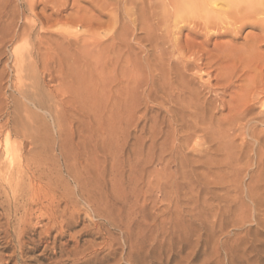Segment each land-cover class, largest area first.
Listing matches in <instances>:
<instances>
[{
    "label": "rangeland",
    "instance_id": "1",
    "mask_svg": "<svg viewBox=\"0 0 264 264\" xmlns=\"http://www.w3.org/2000/svg\"><path fill=\"white\" fill-rule=\"evenodd\" d=\"M98 1H94V0H0V110L5 111V109H6L7 110V111H5L6 114L7 113H11V114L14 113L13 114L14 116H12V119L15 120V122H16L15 126H17V124H18L19 128H22L21 130H23L24 133H26V134L29 133L27 135L28 136L27 140H25L26 138H24V137H21V138L20 137H13L14 138L13 141L16 143L19 142L18 144H20L24 141L27 142L30 139L32 140V137H34L33 140L35 141V147H36V151L34 154H36V155L39 154L36 157H41L40 159L43 160L44 166L46 165V168L48 167L47 169L52 171L51 175H49V176H51L53 179H51V177H50V179H51L50 182H52V180H53L54 184L59 183L61 185V186H59L61 188L59 190H61L62 192H63V190L64 191H68V190L74 191L76 188V184H74L75 181H73V179L71 177H69V175L66 173V171H64V167L62 168L63 165H62V162L59 161L58 156H55V155L59 154L58 153L59 147H61L62 145H64V147H68L67 150H68L69 154H70V152L72 153L70 155L72 163L77 164L79 169L83 170V166L80 163H83L84 160L88 159V163L84 162L85 163L84 167L87 168V170H86V168L84 169L85 171H87L85 173L86 175L84 174V177H85V181H84L85 186L84 187H85V189H86V187H88L91 190L92 189L91 186H94L92 191L93 192L95 191L96 193L95 192L93 193L92 191H90L87 188L91 192V194L92 193L94 194V195L92 194L93 195L92 199H94V200H96V199L100 200L101 199L100 202L102 201L101 204H99L100 202L98 200H96L97 202L93 200L94 202H96L95 203L96 206L99 205V209H97V207L95 206L96 207L95 209L98 210V213H101V215L104 213L102 215V217L100 219H98L99 217H94L93 212L90 215L92 209H90L89 206L86 203H84V201H81V203H80V200H79L78 204L79 205L81 204V206L83 207L81 209L83 211L81 209H78V206H79L78 204H76V207H77L76 210H81L82 217H81V221L79 220L81 223H79V226L76 227L70 234H73V235L76 233L78 234V232L81 233V230H82L81 228L85 229L83 231L88 232V234L86 235V233H85L86 236L85 235L83 236V238L81 240V244L82 243L84 244V242L85 243L93 242L94 245H96L95 250L100 255V258H103V257L108 255V252H109L108 250H110L109 244L114 243V245L117 248H119V249H117V255L115 257L116 259L114 258V259H111L110 261H108L107 260L108 258H107L106 262L104 261L101 264H114V262H116L115 264H130L126 261V258H127L126 252L127 251H125V250H128V249L126 246V242L124 243L125 236H124L123 231L120 228L117 229L114 227H112V228L108 227L107 223H108V220H110L109 217L112 215L108 214V210L106 212H104L105 207H103V209H102L103 211L100 209V207L102 208V206L105 203L106 208L109 209L110 211L113 210L112 211L113 215L116 214V216H114V218L115 219L118 218L117 219L118 221H119L120 217L126 216L125 217L126 219L120 218V221L123 220L126 222L127 216L130 215L128 212L131 213V211H132L131 215L138 213L137 215H139V216L135 215V217H138V218H136L137 221H139L141 219L140 223L143 226L144 225L143 222H145V221L142 220L143 219L142 216L145 213V215L143 217H147L146 219H147V221H149V224H150V226H152L153 230L151 228H149V230H151V231H149V243H148L149 245L147 244V242L145 243L146 244L145 247H147L146 249L149 250V256L146 257V255H142L141 258H143V261H141V262H143V263H141V264H219V263L220 264H224V263L225 264H227V263L228 264H255V263L256 264H264V206H263L264 202H262V201H264V191H263V195H262L263 196L262 201H261L262 203L259 204V206L262 208L260 209V207L258 206V209L255 210L252 202L250 201L248 196H246L247 186L250 184V182H249L250 176L246 175L244 173L248 170L251 171L252 169H255V167L249 166L250 164H248L247 161L245 160L246 156L244 153H246V155H249L247 152H245L243 150L245 147H242L243 149L241 148L242 150L240 149L239 152L237 150L244 143L243 140L246 138L245 137V135H246L245 130L248 128L241 129L243 126H240L241 128H237V132L236 133L234 132L235 134H232L233 131H231L230 128L225 125V129H224L225 132L228 133L229 136L231 135L230 140L228 138L224 140V143L225 142L227 143L226 146H229L230 150L228 149V147L226 148L229 150V152H228V150H227V152L223 151V150H225L224 149L225 147H223V150H222L221 149L222 147L221 148L217 147V145L214 143H210L211 145H209L210 137H206V135H205L207 133V131L206 132L205 131H199L197 136L200 138V140L197 136H195L196 139H193V141L191 140V142H190L191 146L189 145L190 146L189 148L186 147L185 150H187V151H185V152L187 153L190 151L189 153H192V154L194 153L193 155H196V156L194 158H192V157L191 158L193 159V161L195 159V161H197V162L200 160L199 161L200 164L198 162V165H201L202 162L204 163L206 160L205 159L203 160L204 155L200 156L201 154L199 155L198 152H203L202 150H204L205 152L207 150L208 151L211 150V153L215 152L214 153V154H216L215 157L219 156L218 159L215 158L216 161L219 160L218 162L215 161L216 165L212 169H208L206 165H204L206 168L204 166H200L201 168L199 170L201 172L196 171L195 173H197V172L198 173L197 174L193 173V175L195 174L194 177L189 175L190 177H188V179H181L180 178L181 176L177 175V172L175 173L176 169L174 170V168H172V170H170L172 172H170V173H171V177L173 178V180L171 181V178H169L168 180L166 178H164L160 182L161 178L157 177V174H159V173L162 174V172H164V165L158 163L157 161H155L153 164H149V155L151 154L150 156H152V154H155V153L158 154L161 150V147H159V145H161V143L164 142L165 139L168 142H170L169 144H171L172 140L177 137V133H176L177 129L175 128V125L171 124L173 122L172 121L173 118L171 117L172 116L171 113H169V110H171L170 105H168V104L161 105V104H157V103H150L149 104L148 103V107L150 105L151 108H150V110L148 108V111H146V109L143 108V107H145V103H144V106L142 107L141 112H140L141 114L139 113L137 115V117H135V119L131 123H125L127 121L124 119L122 122L123 123L122 124L123 132H122V134H120V141L121 142H119V144H118L119 155H117L116 159H114V160H113V158L112 159L110 158L109 160L105 161L106 159L104 158V155H103L104 153H103L102 149H100L103 147H97V148L96 147H82V143H81L82 141L81 140L79 141V139H82V137L79 136L80 133H78V134L74 133V132H79L78 127H77L78 126L77 120H75L76 122L72 121V120L70 121L71 123L67 122L66 127H63V131H61L59 128V125L57 124V121L55 120V116H53V114H51L48 110L45 111V110H42L39 107H37V105L31 99H30L31 103H29V99L27 98V96H25L28 94V91H29V94L32 91L33 93H31V94H34L36 92L37 94H41V95L44 94V95H48V96L50 95V97H52L54 95V93L56 92L54 87L59 88V87H57L58 84L55 85V83H57V82L53 81V76L55 75V74H53V70L49 71L48 69H45L43 67L42 63H39L34 58H30L32 53L34 52V49L36 47V43H37L39 37H42L43 38L42 40L44 42L45 41L51 42V39H49L50 36L53 39L52 41H54V42H56V40L58 41V39H56L57 37L58 38L59 37H61V38L65 37L63 39L70 38L69 40H71V43L73 45L71 48H72V51L74 53H76L79 49L84 50L85 49L84 47H86V46L83 47L84 44L90 45L89 46L91 48L90 51H92V50L97 51V48H96L97 44H99V43L102 44V42L105 45L110 44L112 41L111 39L113 37L110 35H114V33L117 30H123V32H124V29L122 27L124 25V28L126 27V29H125V31L127 32V33L125 32L126 35L130 37V40L134 39L133 41L131 40L130 43L134 47L135 52L137 54L139 53V55H138L139 59L146 58L145 57L146 55L149 56L148 55L149 53L147 52L150 49V47L149 48L147 47V46H149V43H144V41L148 42L147 40H145L146 39L145 38L146 33L143 32L142 30H141L142 31V33H141L139 28H135V26L137 24H134V23L136 20L135 18H137V16L140 14V10H142L144 12L145 8L147 6L148 7L150 6V8H151L150 11L151 12L153 11V13H150L149 12L150 8L147 7L148 9L145 10V12L148 11L146 13H148V14L150 13V15H149V17H146L148 15L147 14V15H145V17H146L147 21H149L150 25H152L150 20L153 21L152 23L155 24V25L153 24L152 26H154L153 29L155 31H157L156 35L159 34L158 37L162 39L161 40V42H162L161 46L163 48L162 51H155V50H153V52L150 51V53H151L150 55L151 56L153 55V57H151V60L154 61L153 64H155L157 66V58L162 57V60L165 63V67H167L169 64H172L173 66L176 65L179 70L182 69L181 71H183V65L181 64L182 61L194 62L195 60L196 61L198 60L197 64L198 63L200 64L199 65L200 69L190 67L188 69V72L189 71H191V72L187 73L188 75H186V72H187L186 71L184 76H188L186 78H188L190 80V83L196 89L197 94L199 93L198 95H199V98L201 99L200 103H202V101H203V103L205 102V104L209 110H211V107H212L213 108L212 112L215 114L214 117H215L216 121H220V122H223L226 124V122L228 120V119H226V115H228V114L231 115L229 113V110H231L232 108H235L236 105L239 103V101L237 100V99H239L238 96L240 97V95H242L240 101H245L246 98H248V96H247L248 92L250 90L251 91L254 90L255 85L252 83V81H250L252 78L249 79V77L252 76V74H254V73H251V75L247 76L246 78H245V76L242 75L246 71L245 68L249 66V65H246L247 63H243V62L241 64H240V62L237 63V65H236L237 71L235 70V68L227 69V71L226 70L223 71V69L220 68L219 62H221V60H223L222 56H221L222 52L224 51L223 48L225 49L227 47L228 49L229 48L232 49V50L229 49V51L226 52L229 55L233 54V53L237 54L236 52L238 50V53L241 52L242 55L244 56V58L246 55L248 56V54H245V52H244V51H247V49H250V50L253 49V51L257 50L255 52H257L259 54L260 60L258 62L259 64L258 63L257 64L255 63V64H256V66L263 65V67H264V39H263L264 38V21H263L264 18L262 19V17H264V15L263 16L255 15V14H253V16L252 15L245 16L244 14L239 15L238 21H236L238 25L232 24L233 19L226 17L224 19V23H226V24L222 23L223 25L222 24L221 25H222V27L224 25L227 27L224 26L222 28L221 26L217 25L216 26V27H218L217 29H216V27L215 28L211 27L210 29H207L208 31L202 30L203 31L202 32L200 29L201 27H203V20L202 19H193V20L189 19L188 21H184V22L180 23V22H175L174 18H172L170 16V18L167 17L165 19V22H164V20L161 19V15L163 14V11L161 12V10H162L161 7L162 6L164 7V5H165L166 9L169 12H173V8L170 5H168V1L149 0L147 2V0H145V2L148 4L145 7L146 3L143 2V0H137L133 4H129V3L126 4V7H125V5H121L119 12L118 13L115 12L116 14L114 13V11H112V10H114L115 7H111L110 5L115 4L119 0H116V1L115 0H110V1L104 0L106 3H102V2H104L103 0H100L99 2ZM120 1H122V0H120ZM152 1H154V2H152ZM100 2L102 3V6H99L101 4ZM107 2L109 4H107ZM64 3H66V4L63 5ZM97 4H99V5L97 6ZM103 7H104V9H103ZM108 7H109V9H108ZM110 7H111V9H110ZM219 8H221V6H219ZM121 10L123 11V13ZM135 10H138V11H135ZM129 12L131 14H129ZM158 12L160 13L159 14L160 17L158 15ZM125 13L126 14L128 13V15H126ZM206 14H207V12L203 13V15H206ZM115 15H117V16H115ZM156 15L158 16V18ZM154 17H156V21H154V19H155ZM245 17H247V19ZM124 18H126V19H124ZM259 18H260V20H259ZM159 19H161L163 22L160 21ZM117 20H118V22H117ZM227 20H228V23H227ZM248 20H249V22H248ZM261 20H262V22H261ZM193 21H196L195 23L198 25V27L196 26V24ZM236 22H234V23H236ZM242 22H243V24H242ZM115 24L116 25L118 24V25L116 26ZM188 25H190V26H188ZM24 26H27V27H25V29H23ZM114 26H116L117 30ZM119 26H120V28H119ZM39 27H41V28H39ZM42 27H44L43 29L45 31L42 29ZM139 27H141V26H139ZM195 27H196V29H193ZM219 27H221V28H219ZM180 28L183 29L182 32L180 31L181 33L179 32ZM113 29H115V32ZM136 29H138V30H136ZM31 30H33V31L31 32ZM40 30H43V31H40ZM19 31H21L23 33H27L26 34L27 36L25 35L26 38H25L24 34H22ZM138 31L141 34H138L139 33ZM16 32L19 34L17 35ZM29 32H31V34ZM135 32H136V34H138V36L139 35L140 36L139 37L136 36ZM195 32H197V35ZM55 33H57V34H55ZM14 34H16V35H14ZM20 34H21V37H19ZM28 34H30V36ZM31 35H33V36L35 35L34 37L36 39H34V38L32 39L33 36H31ZM130 35L131 36L133 35V36L131 37ZM109 36L111 37V39ZM140 37L142 38V41H143L141 44L139 42L141 40ZM136 38L140 39V40L137 41ZM260 38L262 39L263 42L261 41ZM76 39H78L77 42L79 44L76 42ZM170 39H172L173 42ZM61 40L62 39L59 38V41H61ZM134 41H136V44L134 43ZM176 41H178V42H176ZM204 41H206V42H204ZM81 42L83 43V45L80 44ZM170 42H172V43H170ZM253 42H255V43H253ZM51 43H53V42H51ZM32 44H34V46ZM75 44H77L76 46H79V48H77V47L75 48V46H74ZM249 46L252 49L249 48ZM252 46H254V47H252ZM136 47L138 49H136ZM176 47H178V48H176ZM240 48L242 50H240ZM142 49H145V50H143V52L141 53ZM171 50H172V52H171ZM168 51H170V52H168ZM225 51H226V49H225ZM159 52H160V54H159ZM183 52H185L184 57H183ZM219 52H221V53H219ZM29 53H30V55H29ZM195 55H196V57H195ZM23 58L27 59L28 63L26 61L25 62L28 65L26 63L24 64L22 62V61H24V60H22ZM28 58H30V59H28ZM29 60H31L32 62H30ZM31 63L33 65H31ZM22 65H23V68H22ZM30 65L33 67H31ZM208 65H211V66H208ZM30 67L32 69H30ZM34 67H35V69H34ZM238 68L240 69V71H238ZM33 69H34V71H31ZM244 69H245V71L243 72L242 70H244ZM154 72H155V74H157L155 76H158V71L156 70ZM234 72H236V76H234L235 75ZM239 74L241 75V77ZM246 74H244V75H246ZM231 75H232V77L234 76L233 79H231L232 78ZM190 76H191V79H190ZM202 76H205V77H202ZM194 77H196V78H194ZM211 77H213L214 79ZM224 78L226 81H224ZM247 78H248V80H247ZM188 79H186V80H188ZM192 79L193 80L195 79V81H193ZM216 79L219 81H217ZM243 79H244V81H243ZM221 80H222V82H221ZM230 81H232V83ZM248 81H250V82H248ZM225 82H226V84H225ZM196 84H198V86ZM210 84L213 87H211ZM201 85L204 87H202ZM227 85H229V86L231 85L230 89H227V88H229V87H227ZM246 85H247V87H246ZM242 86H245L246 89H248V88H251V89L249 91L247 90L248 91L247 92V91H245L246 90L245 87L243 88ZM208 87H209V89H208ZM52 88L54 89L55 92L53 91L51 93V91L53 90ZM240 88H242V89H240ZM148 89L149 88H147V87H143L144 94L146 93V91ZM223 89L228 90L226 92V94H224L225 90H223ZM213 90H214V92H213ZM238 90H239V92H238ZM240 90H241V93H240ZM242 93H244V94H242ZM237 94H238V96H237ZM216 95H218L220 98L217 97ZM243 95L246 98H243ZM24 97L26 100L24 99ZM234 97H237V98L235 99ZM19 98H20V100H19ZM219 99L220 100L222 99V100L220 101ZM223 99L225 100V102L228 99L229 100L225 103L223 101ZM233 99H235V100H233ZM27 100H28V102H27ZM232 102H233V105L236 102H237V104L232 106V104H231ZM220 103H222L224 105H221ZM228 103H229V105L230 104L231 105L226 106V104H228ZM217 105H218V107H217ZM224 107L226 108V110L224 109ZM228 107H229V109H227ZM218 108H221V109H218ZM222 109H223V113L221 112ZM8 110H9V112H8ZM219 110H220V112H219ZM258 112H259V110L257 109L256 113H258ZM6 114H5V116L0 117V122L7 120ZM216 115H217V117H216ZM229 115H228V117H230ZM221 116L222 117L225 116L223 118L225 120L221 119L222 118ZM219 117H221V118H219ZM217 118H219V119H217ZM163 122H165V124ZM124 123H125V125H124ZM168 123H170V124H168ZM256 124H257V128L259 131H264V125L261 124V126H260V123H256ZM22 125H24V126H22ZM128 126H130V128ZM166 126H168L170 128H168ZM163 127H164V129H163ZM160 128L163 129V131H164L163 135L164 136L158 140L159 141L158 147H149V145L151 143L150 142V131L153 132L154 129L159 130ZM34 132H36V133H34ZM5 133H6V130H3L1 132L2 137ZM199 134H201V135H199ZM241 137H243V140ZM168 138H169V140H168ZM201 141H202V143H204L203 145H199V143L202 144ZM232 141H233V145L231 144ZM77 143H79V144H77ZM80 143H81V145H80ZM212 144L214 146H216V147L213 146L214 150L219 149V151H221V153L218 152L219 153L218 154L217 151H214L212 148ZM233 146L234 147L236 146V147L233 149ZM38 147H40V148H38ZM73 147H75V148H73ZM80 147H81V149H80ZM114 147H116V146H114ZM210 147L212 149H210ZM45 148H46V150H45ZM86 148H88V149L86 150ZM162 148H168V147H162ZM51 150H53V152H51ZM232 150H233V152L235 151L236 154L233 153ZM47 151H49V152L47 153ZM193 151H197V153H195ZM242 151H244L243 154L241 153ZM185 152H184V154H186ZM222 152H225L224 158H227L226 153L227 154L233 153V155L234 154L236 155V157H235V155L234 156L228 155V156H230V158L232 157V159H237V160H232V163L234 164V166H235V162L238 161L239 153H240L239 161L236 164H240L239 162L242 161L245 157L243 162H241V165H238V167L241 166V168L240 167L239 168H237V167L233 168L234 166L229 165V163L227 165H229L230 167L231 166H233V167L230 168L229 166H225L226 164H224L223 162L226 163L227 159H226V161L222 160V159H224L222 156V154H223ZM189 153H187V156L191 155ZM47 154H48V156H47ZM100 154H102V155H100ZM137 154H139V155H137ZM241 154L244 156H242ZM33 156H35V155H33ZM87 156H89V157H87ZM168 156H166V157L169 159L170 157H168ZM198 156L201 157L202 159H199ZM42 157H44V158H42ZM196 157L198 159H196ZM221 157H222V159H221ZM85 158H87V159H85ZM191 158H189V159H191ZM241 158H243V159L240 160ZM192 159H191V161H192ZM52 160H54L53 163H51ZM146 160H148V163H145ZM44 161H46V162H44ZM49 161L52 165L49 163ZM195 161H194V163H195ZM229 161L231 162V159ZM233 161H235V162H233ZM244 161H245V163H247L246 165H244ZM130 162H132L133 165L134 164L138 165V163L141 165L138 166L139 168L137 170L130 172V169L128 168V165ZM87 164H89V165H87ZM195 164H197V163H195ZM218 164H221L220 166H222V167H220ZM48 165L53 166V167L50 166L52 169L49 168ZM143 165H145V166H143ZM198 165H194V166H198ZM228 167H229V169H228ZM246 168H247V170H246ZM103 169H105V170H103ZM238 169H240L239 171H241V169L244 171H241L242 173H239V171H238V173H237ZM112 170H113V172H112ZM141 170H143L142 174L140 173ZM154 171L156 173L155 174L156 176L153 174ZM209 171H210V173H209ZM143 172H144V175H143ZM55 173L58 176V178H57V176L55 177V175H54ZM128 173H129V175H128ZM170 173H168L169 176H170ZM213 173H215V174H213ZM49 174H50V172H49ZM90 174H92L93 176H91ZM230 174L233 177L230 176ZM247 174H248V172H247ZM109 175H111V176H109ZM149 175H150V177H149ZM197 175H198V178H197ZM107 176H108V178H107ZM247 176H248V178L245 179ZM201 177H202V179H201ZM230 177H231L232 181L230 180ZM60 178H61V180H60ZM149 178L152 182H153V178H154L155 183L153 182V184L150 185L151 181L149 182ZM174 178L176 180L178 179L177 187L175 186L176 180ZM63 179H65L66 181L68 180L67 183ZM190 179L192 181H190ZM206 179H208V180H206ZM215 179H216V181H215ZM174 180H175V183H174ZM222 180H223V182H221ZM226 180H230L231 182H235L237 185L235 183L229 184L230 182L227 184ZM237 180H238V182H237ZM97 181H99V182L97 183ZM224 181H226V183H224ZM190 182H191V184H190ZM204 182H206V183H204ZM65 183L68 184V186ZM108 183H110V184H108ZM130 183H132L133 185ZM134 183H136V184H134ZM157 183H159V184H157ZM69 184L71 186L70 187L71 189L68 188ZM163 184H164V186H163ZM226 184L228 185L227 187H226ZM240 185H242V186H240ZM65 186H66V188H65ZM96 186H97V189H96ZM115 186H117V187L115 188ZM180 186L184 187L185 189L187 188L186 190L184 188H181V190H182L181 194H179L180 193ZM198 186H199V189H198ZM238 186H239V188H238ZM234 187L237 189H240L242 187L243 192L235 189ZM176 188L178 190H176V192H175L174 190ZM244 188H245V190H244ZM94 189H96V190H94ZM109 189H111V190H109ZM163 189H164L165 193H162V192H164ZM183 189H184V191H183ZM235 190H237V191H235ZM138 191L140 192V194ZM169 191L172 192L173 194L170 193ZM177 191H179V192L177 193ZM208 191H209V193H208ZM239 191L241 192V194H239ZM134 192L136 194H134ZM7 193H9L8 190H7ZM98 193H99V195H98ZM242 193H243V195H242ZM95 194H96V196H95ZM113 196H116L115 197L116 199H114ZM175 196H177V198ZM206 196H208V197H206ZM99 197H101V198H99ZM103 197H105L104 198V199H106L105 201L102 199ZM221 197H223V199ZM119 198H120V200H119ZM227 198H228V200L226 202ZM231 198H232V200H230ZM236 199H239L240 201L237 200V202H236ZM243 199L247 200V201H244V202H246L245 205H243V203H242ZM125 200H126V203H125ZM203 201H204V203H203ZM231 201L233 203H231ZM173 202H175V204ZM97 203H98V205H97ZM240 203H241V205H239V206L241 208H239V206H238V204H240ZM107 204H108V206H107ZM135 204H136V206H135ZM176 204H177V206H176ZM100 205H102V206H100ZM137 205H138V207H137ZM250 206H252V207H250ZM120 207H121V209H120ZM245 207H247L248 209L251 208V209H253V211L252 210L250 211L247 208L245 209ZM86 208L88 210L90 209L89 214H88V212L86 213V211H88V210H86ZM138 208H139V210H138ZM118 209L120 210L119 212H118ZM134 209L136 211H134ZM223 209H225V210H223ZM229 209H230V212H227V211H229ZM244 209L246 211L245 213H243ZM128 210H130V211H128ZM152 210H154V211L152 212ZM220 210H222V211H220ZM231 210H233L236 213H234ZM247 210L251 214L250 215L248 213L250 215V217L247 214ZM99 211H101V212H99ZM110 211H109V213H110ZM255 211H258V213ZM123 212H125L126 215H123V214H125ZM154 212H156V213H154ZM185 212L188 214H185ZM225 212H226V215L228 214L227 216L225 215ZM119 213L122 216H120ZM127 213L129 215H127ZM201 213H202V215H201ZM117 214H119L120 217H118ZM171 214H173V215H171ZM244 214L247 215L248 217L245 216ZM253 214H254V216H256V218L253 216ZM108 215H110V216H108ZM229 215L230 216L232 215V217H230ZM234 215H235L236 219L233 218ZM244 216H245V218H244ZM257 216H258V218H257ZM92 217H93V219H92ZM112 217H111V219H112ZM228 217L231 218L232 221ZM205 218H206V220H205ZM224 218L226 221H224ZM243 218L245 220H248L247 221L248 223L246 221H245L246 224H245V222H241V220ZM115 219H112V220H115ZM251 219H252V221H250V223H249V220H251ZM117 220H115V221H117ZM170 220H171V222H170ZM120 221H119V223H120ZM163 221H165V222L163 223ZM168 221H169V223H168ZM173 221H174V223H173ZM213 221H215L216 223L218 222L217 225ZM220 221H221V223H220ZM176 222H178V223L180 222V223L179 224L177 223L178 224L177 225ZM136 223H138V222H136ZM162 223H163V225H162ZM233 223H235V224H233ZM236 223H239V224H236ZM95 224H101L102 229L104 227L106 229H103V230L101 229L102 231H97L94 228H91V227H94ZM105 224H106V226H105ZM146 224H148V223L145 222V225ZM157 224L159 225V227ZM219 224L221 226H219ZM214 225H215V227H213ZM228 225H229V227H228ZM162 226L165 227L166 229L163 228ZM225 226H227L228 228L225 229ZM107 227H108V230H107ZM86 228H90V229H88L89 231H87ZM221 228L222 229L224 228L226 230V232H225V230L223 229L224 232L226 233V234L224 233L225 236L221 234L220 230L215 231V230H218ZM159 230H161V231H159ZM164 231H167V232H164ZM184 232H186V233H184ZM89 233H91V234H89ZM174 233H175V235H173ZM152 237L157 238V239H155L156 242L154 241V239ZM226 240H228V241H226ZM199 243H200V245H199ZM220 243H222V244H220ZM4 245L5 244H4L3 240L0 239V247L4 246ZM100 245H101V247H100ZM105 245L107 247L108 246L109 247L107 248ZM230 246H231V248H230ZM232 246H234V247H232ZM216 247H218L219 249ZM124 248H125V250H124ZM158 248H160V249L158 250ZM214 248H215V250H214ZM241 248H243V249H241ZM231 249L232 250L234 249V250L232 251ZM42 250L43 249L41 248L37 254H39ZM227 252L229 255H227ZM238 254H239V256H238ZM190 255H192V256L190 257ZM144 257H146V258H144ZM124 259H125V261H124ZM136 259L138 260L137 256H136ZM144 259H146V260H144ZM114 260H116V261H114ZM254 261H255V263H254ZM45 264H49V262H47V263L45 262ZM66 264H72V263L67 262ZM138 264H140V262Z\"/></svg>",
    "mask_w": 264,
    "mask_h": 264
},
{
    "label": "bare ground",
    "instance_id": "2",
    "mask_svg": "<svg viewBox=\"0 0 264 264\" xmlns=\"http://www.w3.org/2000/svg\"><path fill=\"white\" fill-rule=\"evenodd\" d=\"M94 1H98V0H94ZM105 1H107V0H105ZM105 1L102 3H106ZM135 1H137V0H122V1L119 0L115 4H111L110 6L115 7L114 10H112V11H114V13L115 12L118 13L121 5H125V7H126V4H128V3L133 4ZM148 1L149 0H147V2ZM164 1H168V5H170L173 8V12H169L166 9L165 5H164V7L163 6L161 7L162 8L161 12L163 11V14L161 15V19H163L164 22H165V19L167 17L170 18V16L172 18H174L175 22H180V23H182L184 21H188L189 19H192V20L193 19H202L203 20V27L200 28L201 31L202 30L206 31L207 29H210L211 27L215 28L217 25L222 27V25H223L222 23H224V19L226 17L233 19L232 24L235 25V24H237L236 21H238L239 15H243V14L245 16H247V15L253 16V14L260 15V16L264 15V0H164ZM108 2H107V4H109ZM143 2H145V0H143ZM152 2H154V1H152ZM102 3L100 5L97 4V6L98 5L102 6ZM65 4L66 3H64L63 5H65ZM147 5L148 4L146 3L145 7ZM219 6H221V8H219ZM104 7H103V9H104ZM111 7H110V9H111ZM147 7L145 8V10L150 8V6L148 8ZM108 9H109V7H108ZM145 10H144V12L142 10H140V14H139L140 16L138 15L137 18H135L136 20H135L134 24H137L135 26V28H139L140 31L142 30L143 32L146 33V37H145L146 39L145 40H147L148 42L144 41V43H149V46H147V47L148 48L150 47L149 51H147L149 53V54L147 53L149 56H147L145 54L146 58L139 59V57H138L139 53L137 54L135 52L134 47L131 45L130 42L132 39L130 40V37L126 35L127 32L125 31L126 27L124 28V25L122 26L124 29V32H123V30H117L116 26L118 24L117 25L115 24L116 26H114V27L116 28L117 31L115 32V29H113L115 33H114V35H110V36H113L112 39L109 36L110 39L112 40L111 43L110 44L107 43L108 45L103 44V42H102V44L101 43L97 44V46H96L97 51L95 50L96 48L94 49L95 51H93V50L90 51V49H91L89 47L90 45H85V44L83 45V43L81 42L80 44H82L83 47L86 46V47H84L85 49L84 48H83L84 50L79 49L76 53H74L72 51V48H71L73 45L71 43V40H69L70 38L63 39L65 37H63V38L59 37L60 39H62L61 41H59V38L57 37L56 39H58V41L56 40V42H54V41H52L53 39L50 36L49 39H51V42H53V43H51V42H46V41L44 42L42 40L43 38L39 37L38 41L36 43V47L34 49V52L32 53L30 58H34L39 63H42L43 67L45 69H48L49 71L53 70V74H55L53 76V81L57 82V83H55V85L58 84L57 87H59V88L54 87L56 92L52 88L53 90L51 91V93L53 91L55 92L54 95L52 94L53 95L52 97H50V95L48 96V95H44V94H42V95L37 94L36 92L34 94H31V93H33L32 91L30 94L28 91V94L25 96H27V98L29 99V103H31L30 101L33 100L34 103L37 105V107H39L40 109L45 110V111L48 110L51 114H53V116H55V120L57 121V124L59 125V128L61 131H63V127H66L67 122H70L71 120L72 121L77 120V122H78L77 127H78L79 132H74V133L75 134L80 133L79 136L82 137V139H79V141L80 140L82 141L81 142L82 147H96V148L97 147H103L100 149H102V151L104 153L103 155H104V158L106 159L105 161L109 160L110 158L111 159L113 158V160H114V159H116L117 155H119L118 144H119V142H121L120 141V134H122V132H123V130H122V124L123 123L122 122L124 119L127 121L125 123H131L135 119V117H137V115L141 112V109L144 106V103H145V107H143V108L146 109V111H148V108H149V110L151 108L150 105L148 107V103L149 104L150 103H157V104H161V105H163V104L170 105L171 110H169V113H171V115H172L171 117L173 118V120H172L173 122L171 124L175 125V128L177 129V131H176L177 137L172 140L171 144H169L170 142H168L165 139V141L162 143L160 142L161 145H159L158 140L164 136L163 135L164 127H163V129L160 128L159 130L154 129L153 132L150 131V142L151 143H150L149 147H158V145H159V147H161V150L158 154L155 153V154H152V156H150L151 154L149 155V164H153L155 161H157L158 163L164 165V172H162V174L161 173L157 174V177L161 178L160 182L164 178H166L167 180L169 178H171V181L173 180V178L171 177V173H170V172H172V171H170V170H172V168H174V170L176 169L175 173L177 172V175H180L181 179H188V177H190V176L194 177V175L198 173V172L195 173L196 171H200L199 170L201 168L200 166L206 165L208 169H212L216 165V162H218L219 160L216 161L215 158L218 159L219 156L215 157V155H216V154H214L215 152L211 153V150H209V151L207 150L205 152L204 150L201 149L203 152H198L199 155L201 154L200 156L204 155L203 160L204 159L206 160L204 163L202 162L201 165H198V162L200 160L197 162L194 159L195 163H197V164L194 163V161L192 159L196 156V155H193L194 153L193 154L189 153L190 152L189 151L187 153H189L191 155L187 156V153L185 152L187 150H185V148L186 147L189 148L191 146L190 145L191 140L193 141V139H196L195 136H197L199 131H205V132L207 131V133L205 135H206V137H210L209 145H211L210 143H214L217 145V147H220V148L222 147L221 148L222 150H223V147H225L224 148L225 150H223V151L227 152V150L229 149V146H226L227 143L226 142L224 143V140L227 138L230 140L231 135L229 136L228 133L225 132V130H224L225 125L228 126L231 131H233L232 134H235L237 132V128H241L240 126H243L241 129L248 128L245 130L246 131V135H245L246 138L243 140V137H241L242 140L244 141V143L237 150L239 152V150L242 147H245L244 149L243 148L242 149L245 152H247L249 155H246V153H244L246 156V159H245V157H244V159L247 161L248 164H250L249 166L255 167V169L251 168L252 169L251 171L248 170L244 173L246 175L250 176V178H249L250 184L248 183L249 185L247 186V192L245 191L247 193L246 196H248V198L252 202L255 210H257L259 204L264 202V201H262V197H263L262 195H263V191H264V187H263L264 186V131H259L257 128V124H256V123H260V126H261V124L264 125V67H263V65L256 66V64L260 60L259 54L257 52H255L257 50L253 51V49L250 46H249V48H251L252 50L247 49V48H246L247 51L243 50L245 52V54H248V56L247 55L245 56V58H246L245 59L241 52L238 53V50L236 52L237 54L233 53V54L229 55L226 52L229 51L230 48L228 49L226 47L225 48L226 51L223 48V50L225 52L222 50L223 52H222L221 56H222L223 60H221V62H219L220 68H222L223 71L224 70L227 71V69H233V68H235V70H236L237 63H239V62H240V64L242 62L247 63L246 65H249V66L245 68L246 71H245V69L242 70L243 72L245 71L244 74H246V73L247 74L246 75L242 74V75L245 76V78H246L247 76H250L251 73H254V74H252V76L249 77V79L252 78L250 81H252V83L255 85V88H254V90L251 91L250 90L251 88L246 89L247 85H246V87L242 86L243 88L245 87V89H246V90L244 89L245 91L250 90L249 92L247 91L248 92V95H247L248 98L244 97V95H243V98H246V100L244 99L245 101H240L242 95H240V97H239L237 94V96L239 98L237 100L239 101V103L237 104V102H236L235 103V104H237L236 107L229 110V113L231 115L228 114L230 117H228V115H226V119H228L226 124L223 122H220V121H216V119L214 117L215 114L212 112L213 108L210 106L211 110H209L207 108L205 102L203 103V101H202V103H200L201 99L199 98V95H198L199 93L197 94L196 89L192 86V84L190 83V80L188 78H186L188 76H184L186 71H187L186 75H188L187 73L191 72V71L188 72V69L190 67L200 69V66H199L200 64L199 63L197 64L198 60L197 61L195 60L194 62L182 61L181 64L183 65V71H181L182 69L179 70L176 65H174L175 66L174 67L172 64H169V63H168L169 65L167 64L168 66L165 67V63L163 62L162 57L157 58V66L155 64H153L154 61L151 60V57H153V55L152 56L150 55L151 54L150 51H152V52H153V50L162 51L163 50V48L161 46L162 45L161 44L162 39L158 37L159 34L156 35L157 31H155L153 29L154 26H152L154 24V23H152L153 21L150 20V22L152 24V25H150L149 21H147V19H146V17H149L150 13H153V11L151 12L150 11L151 8H150L149 9L150 13L148 14V13H146L148 11L145 12ZM135 11H138V10H135ZM206 12H207V14L203 15V13H206ZM122 13H123V11H122ZM129 14H131V13L129 12ZM159 14L160 13L158 12V15ZM126 15H128V13ZM145 15H147V16L145 17ZM115 16H117V15H115ZM159 17H160V15H159ZM154 18H155L154 21H156V17H154ZM157 18H158V16H157ZM245 18L247 19V17H245ZM263 18L264 17H262V19ZM124 19H126V18H124ZM161 19H159V20L162 21ZM259 20H260V18H259ZM117 22H118V20H117ZM193 22L195 23L196 21H193ZM234 22H236V23H234ZM248 22H249V20H248ZM261 22H262V20H261ZM227 23H228V20H227ZM224 24H226V23H224ZM242 24H243V22H242ZM139 26H141V27H139ZM188 26H190V25H188ZM196 26L198 27L197 24H196ZM25 27H27V26H24L23 29H25ZM221 27H219V28H221ZM225 27H227V26H225ZM39 28H41V27H39ZM43 28L44 27H42V29ZM119 28H120V26H119ZM217 28L218 27H216V29ZM183 29L180 28L179 32L180 31L182 32ZM193 29H196V27ZM43 30H40V31H43ZM136 30H138V29H136ZM21 31H19V32H21ZM32 31L33 30H31V32ZM142 31H141V33H142ZM31 32H29V33L31 34ZM136 32H135L136 36H138V34H141L139 31H138L139 32L138 34H136ZM21 33L24 34V36L27 34V33H23V32H21ZM195 33L197 35V32H195ZM18 34L19 33H17V35ZM30 34H28V35L30 36ZM55 34H57V33H55ZM14 35H16V34H14ZM26 36H25V38H26ZM31 36H33V35H31ZM34 36L32 37V39L33 38L36 39ZM19 37H21V34ZM77 40L78 39H76V42H77ZM138 40H140V39H137V41ZM170 40L173 42L172 39H170ZM261 41H262V39H261ZM139 42H140V44L143 42L142 38ZM172 42H170V43H172ZM176 42H178V41H176ZM204 42H206V41H204ZM134 43L136 44V41H134ZM253 43H255V42H253ZM32 45L34 46V44H32ZM76 45L77 44L74 45L75 48L76 47L79 48V46H76ZM252 47H254V46H252ZM176 48H178V47H176ZM136 49H138V48L136 47ZM143 50H145V49H142L141 53L143 52ZM230 50H232V49H230ZM240 50H242V49L240 48ZM168 52H170V51H168ZM171 52H172V50H171ZM184 53L185 52H183V57H184ZM219 53H221V52H219ZM159 54H160V52H159ZM29 55H30V53H29ZM195 57H196V55H195ZM24 58L22 59V60H24L22 62L25 64L27 62V59H24ZM30 58H28V59H30ZM29 61L32 62L31 60H29ZM31 65H33V64L31 63ZM208 66H211V65H208ZM31 67H33V66H31ZM31 67H30V69H32ZM22 68H23V65H22ZM34 69H35V67H34ZM34 69L31 71H34ZM156 70L158 71V76H155V75H157L154 72ZM238 71H240L239 68H238ZM234 73H235L234 76H236V72H234ZM232 75H231V77H232ZM202 77H205V76H202ZM233 77L231 79H233ZM240 77H241V75H240ZM185 78L188 80H186ZM194 78H196V77H194ZM211 78H213V77H211ZM190 79H191V76H190ZM247 80H248V78H247ZM193 81H195V79ZM217 81H219V80H217ZM224 81H226L225 78H224ZM243 81H244V79H243ZM250 81H248V82H250ZM221 82H222V80H221ZM230 82L232 83V81H230ZM225 84H226V82H225ZM196 85L198 86V84H196ZM210 86L213 87L211 84H210ZM230 86L227 85V87H229L227 89H230ZM143 87L149 88L145 94L143 91ZM202 87H204V86H202ZM208 89H209V87H208ZM240 89H242V88H240ZM223 90H225V89H223ZM227 91L228 90H225L224 94H226ZM213 92H214V90H213ZM238 92H239V90H238ZM240 93H241V90H240ZM242 94H244V93H242ZM218 95H216V96L219 97L220 95L219 96ZM234 98L236 99L237 97H234ZM24 99H25V97H24ZM235 99H233V100H235ZM19 100H20V98H19ZM223 101L225 102L224 99H223ZM27 102H28V100H27ZM233 102L231 103L232 106L235 105V104L233 105ZM220 104L224 105L222 103H220ZM227 105H229V103L226 104V106ZM217 107H218V105H217ZM221 108H218V109H221ZM224 109L226 110L225 107H224ZM227 109H229V107ZM257 109L259 110L258 113H256ZM5 111H7V110L5 109ZM5 111L0 110V117L5 116V114H6ZM8 112H9V110H8ZM219 112H220V110H219ZM221 112L223 113V109L221 110ZM13 114L14 113H12V114L7 113L6 114L7 120L0 122V239H2L4 244H5L4 246L0 247V264H45V262L46 263L49 262V264H66L67 262H71L72 264H101L104 261L106 262L107 258H108L107 259L108 261H110L111 259H114L117 255V249H119L114 245V243L109 244L110 250H108L109 251L108 255L103 257V258H100V255L95 250L96 245H94L93 242H88V243L84 242V244L82 243L83 245L81 244V240H82L83 236L85 235V233H86V235L88 234V232L83 231L85 229L81 228L82 229L81 233L78 232V234L76 233L74 235L70 234L76 227L79 226V223H81L80 222L81 217H82V215H81L82 209L81 208H83V207L81 206V204L80 205L78 204L79 200H80V203H81V201H84V203H86L89 206V208L92 209L90 215L93 212L94 217H99L98 219H100L102 217V215L104 214L103 213L101 215V213H98V210L95 209L96 207H97V209H99L98 203L100 202L101 199L98 200L95 198L96 200L99 201L97 203L98 206H96L95 203L97 201L92 199L93 195H94L93 193L95 192V191L94 192L92 191L94 186H91V188H92L91 190L88 187H86V189L84 187L85 186L84 174L87 172L84 170L86 168V167H84V164L88 163V159L85 158V159H87V160H84L85 163L84 162L80 163L83 166V170L79 169L77 164L72 163V160L70 157V155L72 153L70 152V154H69V152L67 150L68 147H64V145L59 147V149H58L59 154H57L55 156H58L59 161L62 162V165H63L62 168L64 167V171H66V173L69 175V177H71L73 179V181H75L74 184H76V188L74 191H69V190L64 191L63 190V192H62L61 190H59V189H61L59 187V186H61L59 183L54 184L53 180H52V182H50L51 179H53L51 176H49V175H51L52 171L48 170L47 169L48 167L46 168V165L44 166L43 160L40 159L41 157H36L39 154H37V155L34 154L36 151L35 141L33 140L34 137H32V140L30 139L27 142L24 141L20 144H18L19 142L16 143L13 141L14 140L13 137H20V138L24 137V138H26L25 140H27L28 139L27 135L29 134V133L28 134L24 133L23 130H21L22 128H19L18 124H17V126H15L16 122H15V120L12 119V116H14ZM216 117H217V115H216ZM221 117H219V118H221ZM224 117H222L221 119H223ZM219 118H217V119H219ZM223 120H225V119H223ZM125 123H124V125H125ZM163 123L165 124V122H163ZM168 124H170V123H168ZM22 126H24V125H22ZM168 126H166V127H168ZM128 127L130 128V126H128ZM168 128H170V127H168ZM3 130H6V133L2 137L1 132ZM36 132H34V133H36ZM201 134H199V135H201ZM168 140H169V138H168ZM199 140H200V138H199ZM202 141H201V143H202ZM81 143H80V145H81ZM77 144H79V143H77ZM203 144L204 143H202V144L199 143V145H203ZM231 144L233 145V141ZM114 146H116V147H114ZM213 146L214 145L212 144V148H213ZM162 147H168V148H162ZM214 147H216V146H214ZM227 147H228V149H226ZM235 147L233 146V149ZM38 148H40V147H38ZM73 148H75V147H73ZM212 148L210 147V149H212ZM80 149H81V147H80ZM87 149L88 148H86V150ZM45 150H46V148H45ZM213 150H214V148H213ZM229 150H228V152H229ZM49 151H47V153ZM183 151L186 154H184ZM214 151H217V153L218 152L221 153V151H219V149L214 150ZM244 151H242L241 153L243 154ZM51 152H53V150H51ZM193 152L197 153V151H193ZM232 152H233V150H232ZM222 153H223L222 156L224 158L225 152H222ZM233 153H235V151ZM233 153L232 154L226 153L227 158L222 159V157H221V159L223 161L224 160L226 161V159L228 161V162L226 161V163L223 162L224 164H226L225 166H229V165L234 166V164L232 163V160H237V159H232V157L230 158V156L233 155ZM32 154L35 156H33ZM100 155H102V154H100ZM137 155H139V154H137ZM228 155H230V156H228ZM47 156H48V154H47ZM166 156H168L170 158L168 159ZM242 156H244V155H242ZM87 157H89V156H87ZM188 157L189 158L192 157L191 158L192 161ZM235 157H236V155H235ZM239 157H240V153L238 156V161H239ZM42 158H44V157H42ZM198 158L202 159L199 156H198ZM198 158L196 157V159H198ZM228 159L229 160L231 159V162ZM242 159L243 158H241L240 160H242ZM243 160L239 162L240 164H236L238 161H236V162L233 161V162H235V166L234 167L231 166V167H233V168H235V167L239 168L240 167L241 168V166L238 167V165H241V162H243ZM53 161L54 160H52L51 163H53ZM44 162H46V161H44ZM49 163H50V161H49ZM145 163H148V160H146ZM228 163H229V165H227ZM247 163H245V161H244V165H246ZM199 164H200V162H199ZM87 165H89V164H87ZM139 165H141V164L138 163V165H136V164L133 165L132 162H130L128 165V168L130 169V172H133L134 170H137L139 168L138 167ZM194 165H198V166H194ZM218 165L220 166L221 164H218ZM50 166H49V168L53 167V166H51V167ZM143 166H145V165H143ZM220 167H222V166H220ZM229 167H228V169H229ZM86 170H87V168H86ZM103 170H105V169H103ZM239 170L240 169L237 170V173ZM246 170H247V168H246ZM142 171L143 170H141V172H140L141 174H142ZM241 171H244V170L241 169ZM241 171H239V173H242ZM49 172H50V174H49ZM112 172H113V170H112ZM247 172H248V174H247ZM56 173L54 174L55 177L57 176ZM168 173H170V176ZM193 173H195V174L193 175ZM209 173H210V171H209ZM153 174L154 175L156 174L155 171ZM213 174H215V173H213ZM90 175L93 176L92 174H90ZM128 175H129V173H128ZM143 175H144V172H143ZM109 176H111V175H109ZM230 176H232V175L230 174ZM50 177H51V179H50ZM149 177H150V175H149ZM202 177H201V179H202ZM57 178H58V176H57ZM107 178H108V176H107ZM197 178H198V175H197ZM247 178H248V176L245 179H247ZM60 180H61V178H60ZM63 180H65V179H63ZM175 180H174V183H175ZM206 180H208V179H206ZM230 180H231V177H230ZM230 180H226L227 184L229 182H230L229 184L235 183V182H231L232 180L231 181ZM67 181H66V183H67ZM150 181L151 180L149 178V182ZM154 181L155 180L153 178V182ZM190 181H192V180L190 179ZM215 181H216V179H215ZM226 181H224V183H226ZM98 182L99 181H97V183ZM153 182L151 181L150 185H152ZM177 182H178V179L176 180V185H175L176 187H177ZM221 182H223V180ZM237 182H238V180H237ZM136 183H134V184H136ZM159 183H157V184H159ZM204 183H206V182H204ZM108 184H110V183H108ZM130 184H132V183H130ZM190 184H191V182H190ZM227 184H226V187L228 186ZM66 185L68 186V184H66ZM163 186H164V184H163ZM240 186H242V185H240ZM70 187L71 186L69 184L68 188H70ZM116 187L117 186H115V188ZM65 188H66V186H65ZM87 188L93 192L92 193L93 195L91 194V192ZM181 188H184V187L180 186V193L179 194H181V191H182ZM238 188H239V186H238ZM245 188H244V190H245ZM96 189H97V186H96ZM96 189H94V190H96ZM164 189H163V191H164ZM184 189H183V191H184ZM198 189H199V186H198ZM235 189H237V188H235ZM7 190L9 191L10 194L7 193ZM109 190H111V189H109ZM176 190H178V189L176 188L174 191L176 192ZM237 190H240L241 192H243L242 187L240 189H237ZM237 190H235V191H237ZM240 191H239V194H241ZM178 192L179 191H177V193ZM162 193H165V191ZM170 193H172V192H170ZM208 193H209V191H208ZM134 194H136V193L134 192ZM139 194H140V192H139ZM98 195H99V193H98ZM242 195H243V193H242ZM95 196H96V194H95ZM177 196H175V197L177 198ZM101 197H99V198H101ZM113 197H114V199H116L115 198L116 196H113ZM206 197H208V196H206ZM104 198L105 197H103L102 199L105 201L106 199H104ZM221 198L223 199V197H221ZM228 198L226 199V202H227ZM239 199H236V202H237V200L238 201L241 200V199L240 200ZM93 200L96 202H94ZM119 200H120V198H119ZM230 200H232V198ZM244 201H247V200L243 199V201H242L243 205L246 204V202H244ZM101 202L99 204H101ZM125 203H126V200H125ZM173 203L175 204V202H173ZM203 203H204V201H203ZM231 203H233V202L231 201ZM76 204L79 205L78 209H81V210H76V208H77ZM104 205L103 206L100 205V206H102V208L100 207V209L102 210L103 207H105L104 212H106L108 210V214H111L113 216L112 217V216L108 215V216H110L109 217L110 220H108L107 226L110 228H112V227L117 228V229L120 228L124 233V236H125L124 243L126 242V246L128 249V250H125V248H124V250L127 251L126 252L127 258L124 256L126 258V261L130 264H138L139 262H140V264L143 263V262H141V261H143V258H141L142 255H146V257L149 256V250L146 249L147 247H145L146 246L145 243L146 242H147V244L149 243V231H151V230H149V228L152 229V226H150L149 221H147V219H146L147 217H143L145 215V213L143 214V216L141 215L143 218L142 220L148 223L145 225V222H143L145 226L144 225L142 226V224L140 223L141 219L140 220L138 219L139 221H137L136 218H138V217H135V215L139 216V215H137L138 213L131 215L132 211H131V213L128 212L130 215L127 213V215H129V216H127L126 222L123 220L120 221V218L124 219L126 216L120 217V216H122L120 214L121 212L119 213L120 216H119V214H117V216L120 217L119 218L120 223H119V221L117 220L118 218L117 219L114 218V216H116V214L113 215V213H112L113 210L110 211L109 209L106 208L105 203H104ZM239 205H241V203L238 204V206ZM107 206H108V204H107ZM135 206H136V204H135ZM176 206H177V204H176ZM263 206H264V203H263ZM137 207H138V205H137ZM250 207H252V206H250ZM139 208H138V210H139ZM239 208H241V207L239 206ZM246 208L247 207H245V209ZM261 208L262 207H260V209ZM120 209H121V207H120ZM245 209H244V212L242 211L243 213L246 212ZM86 210H88V209L86 208ZM89 210L86 211V213L88 212V214H89V212H90ZM223 210H225V209H223ZM248 210L253 211V209H251V208H249ZM248 210H247V214L249 213ZM109 211H110V213H109ZM119 211L120 210L118 209V212ZM128 211H130V210H128ZM134 211H136V210L134 209ZM153 211L154 210H152V212ZM220 211H222V210H220ZM231 211H233V210H231ZM99 212H101V211H99ZM227 212H230V209ZM255 212L258 213V211H255ZM123 213H125V212H123ZM154 213H156V212H154ZM234 213H236V212H234ZM185 214H188V213L185 212ZM123 215H126V213ZM171 215H173V214H171ZM201 215H202V213H201ZM225 215H226V212H225ZM250 215H249V217H250ZM245 216H247V215H245ZM245 216H244V218H245ZM253 216H254V214H253ZM111 217H112V219H115L118 222L115 220H112ZM230 217H232V215ZM254 217L256 218V216H254ZM233 218L236 219L235 215L233 216ZM244 218L241 220V222H245V221L247 222L248 221V220H245ZM257 218H258V216H257ZM92 219H93V217H92ZM229 219L231 220V218H229ZM171 220H170V222H171ZM205 220H206V218H205ZM135 221L138 223H136ZM224 221H226L225 218H224ZM250 221H252V219L249 220V223H250ZM164 222L165 221H163V223ZM213 222H215V221H213ZM246 222H245V224H246ZM163 223H162V225H163ZM168 223H169V221H168ZM173 223H174V221H173ZM177 223L178 222H176V224ZM217 223H216V225H217ZM220 223H221V221H220ZM233 224H235V223H233ZM236 224H239V223H236ZM105 226H106V224H105ZM219 226H221V225L219 224ZM108 227H107V230H108ZM158 227H159V225H158ZM213 227H215V225ZM228 227H229V225H228ZM228 227L225 226V229ZM91 228H94L97 231H102L103 229H106L105 227L102 229L101 224H95L94 227H91ZM163 228H165V227H163ZM86 229H87V231H89L88 229H90V228H86ZM223 229L221 228V229H218L215 231L220 230L221 234L224 235L226 230L224 229L225 230V232H224ZM159 231H161V230H159ZM164 232H167V231H164ZM186 232H184V233H186ZM89 234H91V233H89ZM173 235H175V233ZM153 239L155 241V239H157V238L155 237ZM226 241H228V240H226ZM220 244H222V243H220ZM199 245H200V243H199ZM100 247H101V245H100ZM232 247H234V246H232ZM41 248L43 250L39 254H37ZM216 248H218V247H216ZM230 248H231V246H230ZM159 249L160 248H158V250ZM241 249H243V248H241ZM214 250H215V248H214ZM227 255H229L228 252H227ZM136 256L138 257V260L136 259ZM191 256L192 255H190V257ZM238 256H239V254H238ZM146 257H144V258H146ZM144 260H146V259H144ZM114 261H116V260H114ZM124 261H125V259H124ZM115 263L116 262H114V264ZM254 263H255V261H254Z\"/></svg>",
    "mask_w": 264,
    "mask_h": 264
}]
</instances>
